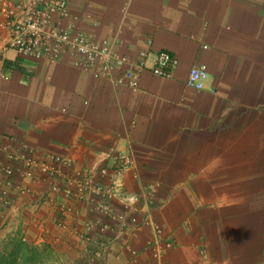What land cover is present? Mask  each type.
Masks as SVG:
<instances>
[{
	"label": "crops",
	"instance_id": "crops-1",
	"mask_svg": "<svg viewBox=\"0 0 264 264\" xmlns=\"http://www.w3.org/2000/svg\"><path fill=\"white\" fill-rule=\"evenodd\" d=\"M68 3L86 35L131 57L151 40L178 65L170 78L143 71L133 91L66 54L48 63L4 52L0 142L68 156L66 178L126 154L120 191L137 200H104L106 217L94 197L53 192L60 183L47 175L16 178L28 190H7L0 246L19 241L45 264H264V0ZM194 64L207 67L202 91L185 85ZM97 242L100 259L86 262Z\"/></svg>",
	"mask_w": 264,
	"mask_h": 264
},
{
	"label": "built area",
	"instance_id": "built-area-1",
	"mask_svg": "<svg viewBox=\"0 0 264 264\" xmlns=\"http://www.w3.org/2000/svg\"><path fill=\"white\" fill-rule=\"evenodd\" d=\"M112 43L109 39L86 35L73 20L68 0H0V80L5 77L4 52L7 50L14 51L18 58L48 63L58 62L66 54L72 57L75 68L96 79L112 77L115 85L133 91L139 88L143 71H149L155 77L170 78L177 68V58L166 51L153 52L151 40H147L146 47L135 57L117 52ZM207 79V67L194 64L188 71L185 85L202 91ZM115 161L117 164L112 169L78 170L74 171L72 178H66L64 169H71L74 165L68 156L45 153L37 157L16 141L7 145L0 142V205L7 204V190H28L18 184L17 179L34 180L39 175H47L56 184L60 183L52 187L53 192H60L74 201L94 197L98 200L97 211L110 217L104 200L120 197L127 209L137 200L120 191L119 177L130 165L129 157L121 154L115 157ZM61 209L68 210L65 206ZM98 228L102 232L108 226L101 224ZM105 248L106 244L97 242L95 252L88 253L86 262L100 259Z\"/></svg>",
	"mask_w": 264,
	"mask_h": 264
},
{
	"label": "trees",
	"instance_id": "trees-1",
	"mask_svg": "<svg viewBox=\"0 0 264 264\" xmlns=\"http://www.w3.org/2000/svg\"><path fill=\"white\" fill-rule=\"evenodd\" d=\"M8 66V64H5ZM0 249V264H38L39 251L29 249L24 243L14 240ZM10 247L11 249H7Z\"/></svg>",
	"mask_w": 264,
	"mask_h": 264
},
{
	"label": "rangeland",
	"instance_id": "rangeland-1",
	"mask_svg": "<svg viewBox=\"0 0 264 264\" xmlns=\"http://www.w3.org/2000/svg\"><path fill=\"white\" fill-rule=\"evenodd\" d=\"M70 6V5H69ZM71 12V11H70ZM92 37H97V36H92ZM97 38H100V37H97ZM102 39H104V38H102ZM106 39V38H105ZM115 48V47H114ZM116 51H117V49H116ZM117 52H119V51H117ZM12 242H15L14 240H11ZM10 241H8L7 243H9ZM11 243V242H10ZM1 245V244H0ZM2 245L3 246H0V249H3L4 248V244L2 243ZM5 245H7L6 243H5ZM7 249H11L10 247H7ZM39 253H41L40 251H39ZM49 261H50V259H49ZM45 262H46V260H45V257L44 258H42V256H40V257H38L37 258V263L38 264H45ZM36 264V263H35Z\"/></svg>",
	"mask_w": 264,
	"mask_h": 264
}]
</instances>
